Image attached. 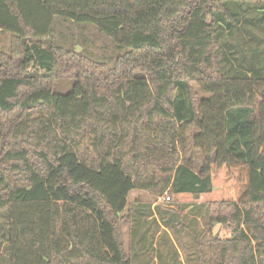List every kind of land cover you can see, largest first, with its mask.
<instances>
[{"label":"trees","instance_id":"16d2710c","mask_svg":"<svg viewBox=\"0 0 264 264\" xmlns=\"http://www.w3.org/2000/svg\"><path fill=\"white\" fill-rule=\"evenodd\" d=\"M65 22L104 34L112 66L56 40ZM0 32L11 264H133L134 190L216 207L232 238L212 264H264V0H0Z\"/></svg>","mask_w":264,"mask_h":264},{"label":"rangeland","instance_id":"374dc122","mask_svg":"<svg viewBox=\"0 0 264 264\" xmlns=\"http://www.w3.org/2000/svg\"><path fill=\"white\" fill-rule=\"evenodd\" d=\"M60 36L62 41L69 45L77 39L84 40L85 42L81 40L85 48L84 53L88 51L93 59L110 67L119 55L114 44L91 25L60 23L55 39L59 40ZM263 36L260 33V37ZM11 44L12 36L7 32H0V52L8 54ZM255 47H258L257 43ZM84 48L79 46L77 51L82 52ZM73 84L74 79L62 77L55 90L59 94H67L72 90ZM200 162L201 160H198V163ZM234 183L235 180L227 179L224 172L219 174L217 184L233 195L239 194L240 184ZM167 196L171 197L169 193L157 195L144 190H134L130 194L129 208L133 211V220L130 224V219H127V224L121 227V233L133 264H212V257L218 249L212 248L216 246L212 245V240L219 239L223 244L232 238V232L226 226L209 222L211 210L216 207L190 203L188 199H183L182 203L178 204L174 200H166ZM150 210L153 219L150 218ZM124 215L128 216V210ZM8 227V212H2L0 264H11Z\"/></svg>","mask_w":264,"mask_h":264},{"label":"built area","instance_id":"2783aa9c","mask_svg":"<svg viewBox=\"0 0 264 264\" xmlns=\"http://www.w3.org/2000/svg\"><path fill=\"white\" fill-rule=\"evenodd\" d=\"M166 200L170 201V197H169V196H167Z\"/></svg>","mask_w":264,"mask_h":264}]
</instances>
